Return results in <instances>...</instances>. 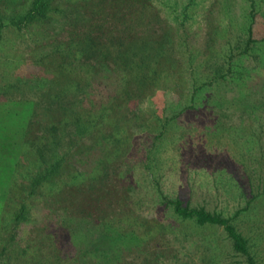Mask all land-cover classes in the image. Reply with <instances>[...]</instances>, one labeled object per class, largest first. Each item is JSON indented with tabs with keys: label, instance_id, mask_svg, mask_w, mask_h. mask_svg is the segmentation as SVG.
Masks as SVG:
<instances>
[{
	"label": "rangeland",
	"instance_id": "1",
	"mask_svg": "<svg viewBox=\"0 0 264 264\" xmlns=\"http://www.w3.org/2000/svg\"><path fill=\"white\" fill-rule=\"evenodd\" d=\"M139 1L148 5L141 14L147 29L137 31L155 35L167 50L161 59L172 64L167 74L173 87H157L156 92L166 102V115L176 110L181 92L194 87L198 67L228 59L231 68L197 94L196 103L212 112L204 123L176 119L163 134L152 130L147 135L143 122L154 99H124L123 109L138 116L132 124L117 112L123 130L117 129L116 136L121 133L129 141L117 148L114 160L106 161L96 137L81 135L66 122L79 111L88 119L91 101L98 104L114 94L109 80L87 76L98 68L93 63L112 59L77 56L73 50L85 32L103 37L109 30L119 32L110 29L111 13H98L108 0H53L47 17L22 29L11 21L24 15L33 0H0V21L7 23L0 42V264H44L52 253V238L63 259H73L66 249L74 237L63 235L68 222L101 219L105 227L107 214L126 222L123 212L142 220L141 231L149 238L135 246L124 264H246L223 227H201L180 218L164 208L160 191L179 197L185 206H205L226 216L244 209L235 222L264 264V0ZM106 16V29H99ZM46 63L50 71L57 64L71 67L76 82L84 77L88 85L80 93L77 84L57 89L54 75L42 70ZM66 77L63 70L59 83ZM74 98L79 107L69 110ZM106 126L99 128L108 134L112 127ZM40 141L49 144L54 160L69 153L67 165L78 170H88L99 156L101 171L85 184L63 182L55 193L44 187L31 192L34 178L49 165L35 150ZM90 145L91 157L86 158L82 152ZM24 204L26 220L18 222ZM84 226L80 240L92 246L112 243L109 233H101L105 239L99 240Z\"/></svg>",
	"mask_w": 264,
	"mask_h": 264
},
{
	"label": "trees",
	"instance_id": "2",
	"mask_svg": "<svg viewBox=\"0 0 264 264\" xmlns=\"http://www.w3.org/2000/svg\"><path fill=\"white\" fill-rule=\"evenodd\" d=\"M52 8L53 0H33L32 5L26 13L18 19H13L11 22L22 29L47 17ZM147 8L148 5L145 1L108 0L103 10L98 13L101 15L105 12L107 16H110L109 13H111L113 22L107 21L108 17L106 16V18L102 20L103 23H99V29H106L105 27L109 22L110 29H117L119 32L109 30V32H111L109 36L106 35L103 37L93 35L91 31H88L74 44L75 48L73 50H75L77 56L84 54L83 57L92 56L96 58L97 56H103L104 58L112 59V63L104 64V61L102 63H93L94 65H98V68H96L94 72H91V75L87 76L95 75L102 77L103 80H109L114 94L111 95L110 92L109 95L111 96L108 95L107 99L102 100V102L98 104L91 101L87 107H90L89 109H91L93 113L88 114V119H86L87 117L83 118L85 113L79 111L78 115L66 122L67 125H72L73 130L75 128V132L81 135L89 132L90 135L96 137V143L103 145L104 153L108 155L106 161L114 160L117 157V148L122 147L125 140L129 141V137L121 135V133H119L120 138L116 136L117 129H120V131L123 130L118 126L119 117L117 112L120 110L122 118L127 122L131 121L132 124H134V120H136L138 116L133 113L128 115L127 111L123 109L126 108L124 99L130 100L135 97L138 98L143 96H150L154 99L155 105L149 109L148 114L155 117V121H150L149 118H147L150 116L149 115L143 122L145 125L143 128L146 129L147 135H152V130L161 132L160 135L163 134L167 126L172 123L174 124L176 119L193 120L204 123L203 120H206V114L212 117V112L205 104L201 105L196 103L197 94L204 85L218 82V79L225 77L226 72L231 68V61L228 59L225 61H220L218 59L200 68L198 67L194 72L197 76L194 81V87L191 90L185 89V91L181 92V97L175 104L176 110H174L171 115H166V102L163 101L161 95L156 92L158 89L157 87H173V84L171 85L169 83L167 74L172 64L169 66L166 61L161 59L167 50L163 44L159 45L157 43L155 35H144L142 31H137V29H147L146 25L144 26L146 22L145 18L141 17V14H146L145 11H147ZM148 21L151 22V19ZM6 27L7 23L1 20L0 42L4 37ZM49 57L48 55L46 59H49ZM49 64L50 63H46L45 65L41 64L43 66L42 70L54 75L55 79H52V81L57 89L58 87L65 89L77 84L76 89H78V93H80V90L85 89L84 87L88 85V81L84 82L85 79L88 78L83 77L76 82V74L74 71L71 72V67H61L57 64L51 67L54 71H50L48 70ZM63 70L66 71L67 77L59 83L58 75L63 74ZM203 70H205L206 73ZM69 102V110H71L74 105L76 108L77 106L79 107V103L75 101V98L70 99ZM106 124L111 125L108 126V130L112 127L108 134L101 132L99 128L101 125L107 127ZM53 128L56 132L59 131L58 125H53ZM35 145V150L40 158L49 162V165L44 173L36 175L32 183L31 192H39L40 189L44 187L48 190V194L55 193L58 191V188L63 185V182L73 185L85 184L90 179L94 178L97 172L101 171L100 167L104 163V161H101L99 156H97L93 158V165L88 170H78L74 166L67 165V155L69 153L66 152L61 158L54 160L55 157L49 155L52 151L48 143L40 141ZM92 147L93 146L90 145L82 152L86 154V158L87 156L88 158L91 157ZM67 151L70 152L68 149ZM71 162L75 163V160ZM156 185L158 186V184ZM159 193L164 208H171L180 218L192 219L194 223L199 224L201 227L214 225L223 227L228 237L232 240L234 249L244 257L245 263L260 264L258 257L251 247L250 240L238 228L235 222L237 216H239L244 209L236 211L234 216H226L217 211L208 210L205 206H185L179 197L171 198L161 193V191ZM257 196H260V194ZM72 204L76 208L79 207V205H77L78 203L74 200ZM25 211H27V206L24 204L22 206V212L17 215L18 222L25 218ZM123 213L126 214V222L118 220L117 215L113 216V214H107V217L110 219L105 222V227L101 225V219H92L90 223L87 224L77 223V225H73L75 224L74 222H68L66 225L64 224L66 226V232L63 235L74 237L73 240L75 243L72 244L69 249H66L72 251L74 258L70 260L63 259V251L58 250L54 238H52L50 242L52 253L50 254V259L48 258L44 264H124V258L134 252L132 250L135 246H142V240L146 242L149 238L147 237L146 231H141L143 224L142 220L135 219L130 213ZM123 213L118 212L119 215ZM127 223L131 224L132 228L126 226ZM82 226H84L85 229H91L99 240L105 239L101 233L105 232L104 235L106 237L109 233V238L112 240V243L106 246H92V243L89 244V242H85L86 239L84 240L83 238V240H80L79 229L83 228ZM14 229H16V227ZM1 257L2 253H0V261Z\"/></svg>",
	"mask_w": 264,
	"mask_h": 264
}]
</instances>
